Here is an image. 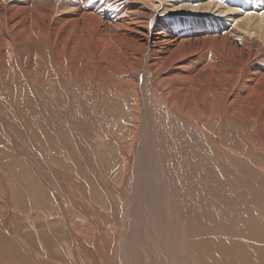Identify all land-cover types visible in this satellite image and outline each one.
Segmentation results:
<instances>
[{"label": "bare ground", "instance_id": "1", "mask_svg": "<svg viewBox=\"0 0 264 264\" xmlns=\"http://www.w3.org/2000/svg\"><path fill=\"white\" fill-rule=\"evenodd\" d=\"M101 1L0 0V264H264V0ZM205 11L233 22L173 32ZM17 131L81 214L19 182Z\"/></svg>", "mask_w": 264, "mask_h": 264}, {"label": "rangeland", "instance_id": "2", "mask_svg": "<svg viewBox=\"0 0 264 264\" xmlns=\"http://www.w3.org/2000/svg\"><path fill=\"white\" fill-rule=\"evenodd\" d=\"M209 0H190V2H193L194 4L197 5H201V3H208ZM104 2L101 1V4ZM229 16L234 18L236 16H239L240 14L237 11H230L228 12ZM186 17H191V18H200L202 19V22H192L189 20H186L185 23L178 27L175 28L173 32H175L177 34V36L182 37V36H188L191 34H202L205 33L207 31H222L226 28H228L230 25L228 24L229 22H233L232 20H226V19H221L219 15L215 14L212 11H205L202 13H191L190 15L186 16ZM221 20V21H218ZM211 22L214 21L216 24L220 25L221 30L219 29V27H215V28H208L207 30H203L201 31L202 33L199 32H192L191 30H188L187 28H189L190 26L193 25H199L202 24L204 22ZM180 28H186L187 30L183 33H179L178 29ZM112 98V97H111ZM108 99H110L108 97ZM113 102L110 100L109 104ZM114 104H116V102H113ZM106 105L107 107L111 106V105ZM21 131H17L14 135H17L18 133H20ZM22 133V132H21ZM18 134V136H14L13 137V141H11V139L7 136H5V142H6V152H4V162H6L7 164L11 165L12 167H14L15 169H19V173L21 176V179L19 178V182L21 183L23 180H25V183L27 184H31L32 181H36V176L39 172V174L44 177L47 182L43 183L42 185L44 186V184L48 187L47 184H49L51 186V189L54 190L56 189V191L58 192V194L61 196V200L64 202V205H66L67 203V208L69 211L73 212H78L79 214H81L76 208H74L72 205H69V202L67 201V198L65 195H63L60 185L57 182V180L51 175V173L47 171V167L48 165L54 163V159H53V155H51V153L45 149H43L41 146H39L38 144V138H34L33 142L30 140L29 136L27 134ZM38 139V140H37ZM8 140V141H7ZM14 140L18 141V143L20 144V150L18 153L16 151V156L14 155V150L12 148L13 142ZM10 143V144H9ZM11 147V148H10ZM22 150V151H21ZM41 151V152H40ZM48 152V153H47ZM18 154V155H17ZM22 155V156H21ZM49 156V157H48ZM57 157H60V155H57ZM62 156L59 158L61 159ZM64 161H68L69 164H67ZM61 168L65 170L64 174L66 176L67 179H70L72 182L74 180V184L73 186H75L77 189H81L80 183L78 180H75L76 177H71L70 175H83L84 178L86 176V178H89L91 180L92 177V173L91 171H89V168L86 166V162L80 157V155L78 154V152H76L75 150H71L66 154V157L64 158V160L62 161V164L60 165ZM78 169L81 170L80 174H78ZM69 170V171H68ZM33 172H37V174H33ZM114 173H116V177L119 173V170L114 171ZM110 175L113 176V173H110ZM46 176H51L52 179L50 178H46ZM128 179V183L129 182V177H127ZM80 186V188L78 187ZM177 186H181L179 183H174L173 187L177 188ZM45 188V186H44ZM49 188V187H48ZM29 190V188H28ZM101 202L104 200L105 196L108 194L107 192H103L101 191ZM25 192H23L20 188L17 189V196L19 199L24 200L25 202L27 201L28 197H30V195L27 194V199L25 196ZM85 196V194H84ZM53 197L52 193H48L45 196L39 197L38 201H31V208L33 210L34 213H39V212H45V216H47V220L50 221H54L56 220V218L60 217V213L56 212V206L52 207L50 210L48 209V207L46 206L45 203H49L51 201ZM115 198V199H114ZM112 199V201L110 202L115 208H120V202L118 199V196L115 195ZM20 200V203H22V201ZM116 200V204L115 203ZM30 202V200H28ZM103 203V202H102ZM26 207L27 204H25ZM73 209V210H72ZM23 208L22 206H19V212H22ZM113 213V212H112ZM123 212L120 211V209L116 210L115 214H119L120 216L122 215ZM75 214V213H74ZM20 218L23 219V215H20ZM40 218V217H39ZM128 219V217H127ZM75 220H79V218H75ZM19 232V231H18ZM53 234L62 237V234L59 232L58 228H54L51 231ZM203 232V231H202ZM125 257L124 254L121 253L120 255V259H123Z\"/></svg>", "mask_w": 264, "mask_h": 264}, {"label": "trees", "instance_id": "3", "mask_svg": "<svg viewBox=\"0 0 264 264\" xmlns=\"http://www.w3.org/2000/svg\"><path fill=\"white\" fill-rule=\"evenodd\" d=\"M215 26V24L213 23V22H211V23H203V24H201V25H194V26H192L191 28H190V30H193L194 32H201V29H204V30H206L207 28H209V27H214ZM181 29V28H180ZM221 29V28H220ZM179 30V29H178ZM183 32H185V28H182L181 29Z\"/></svg>", "mask_w": 264, "mask_h": 264}]
</instances>
